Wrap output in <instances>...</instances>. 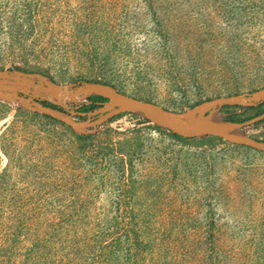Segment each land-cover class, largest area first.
I'll use <instances>...</instances> for the list:
<instances>
[{"label":"rangeland","instance_id":"374dc122","mask_svg":"<svg viewBox=\"0 0 264 264\" xmlns=\"http://www.w3.org/2000/svg\"><path fill=\"white\" fill-rule=\"evenodd\" d=\"M4 69L182 112L264 87V0H0ZM262 121L245 131L264 141ZM75 135L0 102L7 200L34 209L47 240H25L12 264H264V153L177 140L132 114Z\"/></svg>","mask_w":264,"mask_h":264},{"label":"water","instance_id":"95a60500","mask_svg":"<svg viewBox=\"0 0 264 264\" xmlns=\"http://www.w3.org/2000/svg\"><path fill=\"white\" fill-rule=\"evenodd\" d=\"M94 96L107 101L97 103V108L91 111L79 112L78 104L90 105L92 102L89 99ZM0 102L15 109L47 116L77 135L96 134L112 118L132 114L151 126L184 139L213 137L264 153V141L252 138L245 131L264 120V113L240 123L231 122L220 115L224 107H241L245 110L263 104L264 87L250 93L210 99L188 110L176 112L126 95L109 84L92 81L62 84L40 73L4 69L0 70Z\"/></svg>","mask_w":264,"mask_h":264},{"label":"trees","instance_id":"16d2710c","mask_svg":"<svg viewBox=\"0 0 264 264\" xmlns=\"http://www.w3.org/2000/svg\"><path fill=\"white\" fill-rule=\"evenodd\" d=\"M92 82H96V81H92ZM104 84H108V83H104ZM89 100L92 102V104L90 105L83 104L81 108L78 110L79 112L91 111L92 109L97 108L96 106L97 103H103L107 101L105 98H102L99 96L91 97ZM45 105H49V104L45 103ZM263 105L264 103L259 105L256 108H249L245 110H258V109H261ZM225 108L226 107H224L223 109ZM235 108L243 109L241 107H235ZM263 113L264 111L259 112L255 116H258ZM41 117L49 119L56 123L62 124L44 115H41ZM252 118H248L246 120H250ZM113 119L114 118H112L109 122L113 121ZM227 120L231 122H236V123L246 121V120L237 119L235 116H230L227 118ZM262 122H264V120ZM152 128L158 131H162L160 128H157L155 126H152ZM164 133H167V132H164ZM167 134L177 140H181V141L188 140V139L181 138L171 133H167ZM75 136L79 141H85L92 137V135L84 136V135H77V134ZM218 140L222 141L221 139H218ZM1 150L6 154L3 146L1 147ZM7 170L8 169H4L3 172L0 174V264H12L13 260L15 261V257L20 256L19 251L20 249L23 248L22 243L25 240L26 241L32 240L33 248L39 247L40 242L47 241V240L43 241V239L40 238L41 227H39L38 223L35 224V221L38 220L37 217H39V214L36 213L34 209L30 211H26L22 209V207L19 206L21 203L20 202L21 197L19 195L14 194L12 195V197H10V199L8 198L7 200L8 190H9L8 179L6 177ZM5 204L8 207H4ZM45 235H47V233ZM41 248H43L42 245H41ZM26 252H33V249L26 248ZM34 253H36V251ZM110 259L112 260H105V263L111 264L110 262L113 261V258H110Z\"/></svg>","mask_w":264,"mask_h":264},{"label":"built area","instance_id":"2783aa9c","mask_svg":"<svg viewBox=\"0 0 264 264\" xmlns=\"http://www.w3.org/2000/svg\"><path fill=\"white\" fill-rule=\"evenodd\" d=\"M128 115H130V114H128Z\"/></svg>","mask_w":264,"mask_h":264}]
</instances>
